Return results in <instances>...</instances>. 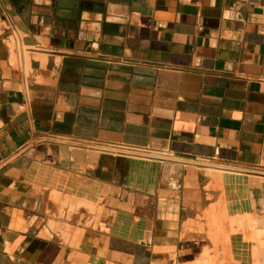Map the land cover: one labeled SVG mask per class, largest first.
<instances>
[{
    "label": "crops",
    "instance_id": "1",
    "mask_svg": "<svg viewBox=\"0 0 264 264\" xmlns=\"http://www.w3.org/2000/svg\"><path fill=\"white\" fill-rule=\"evenodd\" d=\"M0 264H264V0H0Z\"/></svg>",
    "mask_w": 264,
    "mask_h": 264
}]
</instances>
